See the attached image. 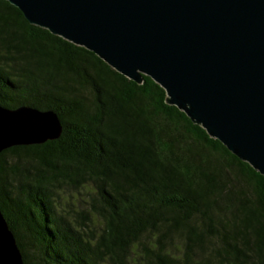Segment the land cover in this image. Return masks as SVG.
<instances>
[{
    "label": "trees",
    "instance_id": "obj_1",
    "mask_svg": "<svg viewBox=\"0 0 264 264\" xmlns=\"http://www.w3.org/2000/svg\"><path fill=\"white\" fill-rule=\"evenodd\" d=\"M0 104L63 130L0 153L24 264H264V176L94 51L0 0Z\"/></svg>",
    "mask_w": 264,
    "mask_h": 264
},
{
    "label": "water",
    "instance_id": "obj_2",
    "mask_svg": "<svg viewBox=\"0 0 264 264\" xmlns=\"http://www.w3.org/2000/svg\"><path fill=\"white\" fill-rule=\"evenodd\" d=\"M168 102L264 176V0H8ZM54 110L0 104V153L60 137ZM0 264H24L0 208Z\"/></svg>",
    "mask_w": 264,
    "mask_h": 264
}]
</instances>
